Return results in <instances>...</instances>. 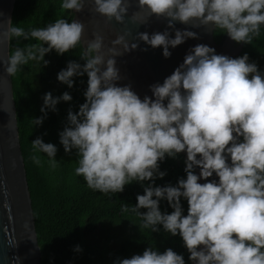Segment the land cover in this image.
Wrapping results in <instances>:
<instances>
[{
	"label": "clouds",
	"instance_id": "9594fccd",
	"mask_svg": "<svg viewBox=\"0 0 264 264\" xmlns=\"http://www.w3.org/2000/svg\"><path fill=\"white\" fill-rule=\"evenodd\" d=\"M84 3L64 0L61 6L79 13ZM91 3L93 11L117 23L124 22L131 7L130 0ZM136 5L145 16L139 21L131 16L134 22L163 17L167 27L174 28V22L197 21L193 27L222 29L236 43L252 44L264 28V0H138ZM83 31L77 19H57L28 31L10 26L0 32V39L22 37L39 43L17 47L0 66L9 76L29 61L47 66L45 54L75 49ZM137 38L153 49L161 48L163 57L169 58L170 48L198 37L194 31L177 29L174 38L167 30L140 32ZM114 43L123 51L109 48L105 59L103 37L97 35L81 57L83 65L69 61L57 73L58 82L68 88L73 87V77L87 75L85 102L76 113L68 111L67 124L58 134L66 154L75 150L79 165L75 174L104 195L123 192L132 182H149L136 196L135 206L129 209L125 204L122 211L135 213L142 227L152 232L162 226L165 233L179 235L191 264H264V74L246 53L230 58L197 44L162 84L149 86L151 97L141 99L130 85L118 86L122 77L115 59L138 44H129L124 36H117ZM92 52L96 54L89 55ZM42 100L43 115L33 119L35 126L43 123L47 111L55 112L60 101L69 102L72 96L64 92L54 97L48 92ZM31 143L56 166L54 144L41 137ZM181 152L186 153V178L178 179L175 186H154L157 178L166 175L159 170L160 162ZM33 161L40 163L38 156ZM213 174L218 180L209 181ZM181 198L188 205L186 215ZM161 200L173 209L170 214L161 212ZM116 264H185V260L171 248L161 253L150 246Z\"/></svg>",
	"mask_w": 264,
	"mask_h": 264
},
{
	"label": "trees",
	"instance_id": "16d2710c",
	"mask_svg": "<svg viewBox=\"0 0 264 264\" xmlns=\"http://www.w3.org/2000/svg\"><path fill=\"white\" fill-rule=\"evenodd\" d=\"M63 2L64 0H14L9 27L17 26L28 31L34 27H45L57 19L70 22L73 14L71 10L62 8ZM223 33L222 29H214V40L218 42ZM38 43L32 39L26 41L22 37H14L9 41V56L17 47L26 49ZM83 50L81 43L62 55H57L53 50L44 56L49 62L47 66H43L42 61H29L15 75L10 76L41 264H116L120 259L142 254L150 246L161 253L171 248L184 257L185 264H191L189 253L179 235L165 233L162 226H158L161 228L159 232H152L151 228L142 227L143 221L135 213L122 211L125 204L129 209L135 206L136 196L143 194V187L149 182H144L143 185L132 182L124 187L123 192L116 194L104 195L94 191L87 187L82 176L75 174V169L79 166L75 150L66 154L59 143L58 134L67 124L68 111L76 113L85 102L83 94L87 88V75L73 77V87L68 88L58 82L57 73L65 69L69 61L83 65ZM245 53L250 63L257 65L262 61L264 64L263 29L252 44H243L242 50L234 58ZM258 70L264 74V70ZM48 92L54 97L68 92L72 100L60 101L56 105V111H47L43 123L35 126L33 119L43 115L40 112L42 97ZM37 137L57 147L55 159L58 163L55 167L46 154L33 149L31 142ZM33 156L39 157V164L33 161ZM185 160L181 153L176 158L166 156L159 165V170L166 172V175L162 179L157 178L153 185L175 186L178 179L186 178ZM181 204L183 214L186 215V200L181 198ZM159 207L162 213L170 214L173 210L166 200H161ZM119 223L126 225L125 231L110 258L100 240L103 236L109 237L112 225ZM76 246L81 251H75Z\"/></svg>",
	"mask_w": 264,
	"mask_h": 264
},
{
	"label": "water",
	"instance_id": "95a60500",
	"mask_svg": "<svg viewBox=\"0 0 264 264\" xmlns=\"http://www.w3.org/2000/svg\"><path fill=\"white\" fill-rule=\"evenodd\" d=\"M7 1L0 0V32L6 30L10 24L11 10L9 12L7 9ZM137 2L138 0H130L131 7L123 23H117L114 19L108 20L93 11L91 0H85L81 12L71 11L73 14L71 20L77 19L84 25L81 41L84 53L87 52L89 42L97 35L103 37L101 51L105 54V59L109 56V48L123 51L122 45L114 43L117 36H124L129 44H138L135 50L115 59L116 67L122 77L118 81V86L130 85L141 99L146 95L151 97L149 86L162 84L164 79L183 63L186 54L197 44H205L214 48L216 54L230 58H234L242 50L243 43L235 44L225 32L216 42L212 26L193 27L192 25L198 23L197 21L187 25L174 22V28H168L167 19L163 17L160 19L155 16L149 17L145 24L134 22L131 16L135 15L137 21L145 16L144 12L138 10ZM177 29L194 31L198 38L186 39L181 45L170 48L169 58L163 57L161 48L153 49L137 38L140 32L151 35L165 30L169 32L170 37L174 38V32ZM262 29L264 31V28ZM95 54L92 52V55ZM8 57L9 41L0 39V61ZM181 154L186 159V153L181 152ZM195 171L198 174L199 168ZM208 180H218V178L213 174ZM0 264H41L31 198L18 137L11 78L4 73L2 66H0Z\"/></svg>",
	"mask_w": 264,
	"mask_h": 264
},
{
	"label": "rangeland",
	"instance_id": "374dc122",
	"mask_svg": "<svg viewBox=\"0 0 264 264\" xmlns=\"http://www.w3.org/2000/svg\"><path fill=\"white\" fill-rule=\"evenodd\" d=\"M258 69L264 70V64L259 61L257 64ZM125 227L122 223L112 225L109 232V237L103 236L100 240V244L107 250L108 256L111 258L115 250L117 249V241L122 237Z\"/></svg>",
	"mask_w": 264,
	"mask_h": 264
},
{
	"label": "bare ground",
	"instance_id": "6f19581e",
	"mask_svg": "<svg viewBox=\"0 0 264 264\" xmlns=\"http://www.w3.org/2000/svg\"><path fill=\"white\" fill-rule=\"evenodd\" d=\"M14 0H8L7 1V9H8V11L10 12V10H11V7H12V2H13Z\"/></svg>",
	"mask_w": 264,
	"mask_h": 264
}]
</instances>
